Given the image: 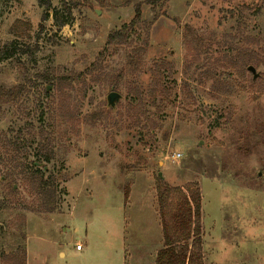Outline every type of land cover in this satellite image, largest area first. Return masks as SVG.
<instances>
[{
  "label": "rangeland",
  "instance_id": "rangeland-1",
  "mask_svg": "<svg viewBox=\"0 0 264 264\" xmlns=\"http://www.w3.org/2000/svg\"><path fill=\"white\" fill-rule=\"evenodd\" d=\"M19 84L0 102V257L26 221L29 264H153L161 180L199 183L204 264H264V0H0V87ZM40 154L51 213L27 178Z\"/></svg>",
  "mask_w": 264,
  "mask_h": 264
},
{
  "label": "trees",
  "instance_id": "trees-1",
  "mask_svg": "<svg viewBox=\"0 0 264 264\" xmlns=\"http://www.w3.org/2000/svg\"><path fill=\"white\" fill-rule=\"evenodd\" d=\"M46 0H40L43 4ZM48 1V0H47ZM50 2H47L48 5ZM48 8V7H47ZM135 18L132 22L141 17L140 7L135 10ZM129 26V25H128ZM117 34L110 33L109 42ZM25 91V85L19 84L6 89L0 87V102L8 103L15 100ZM9 153V152H8ZM51 154L37 156L31 162L27 172V178L35 182V188L42 200L43 211L51 213L57 208L58 196L56 177L52 174L46 176V166L43 161L49 162ZM12 173L6 174L2 181L13 178ZM16 178L12 179L10 186L11 193H17L15 186ZM157 204L163 230L164 246L158 250L156 264H204L202 244V193L199 183L189 182L185 186L171 185L161 181L157 185ZM22 243L3 250V257H0L5 264H26V221L21 225ZM7 229L6 224L0 225V232ZM6 260L7 263L5 262Z\"/></svg>",
  "mask_w": 264,
  "mask_h": 264
},
{
  "label": "crops",
  "instance_id": "crops-1",
  "mask_svg": "<svg viewBox=\"0 0 264 264\" xmlns=\"http://www.w3.org/2000/svg\"><path fill=\"white\" fill-rule=\"evenodd\" d=\"M27 240H28V237H27ZM26 240V264H29V256H30V252H29V246H28V242ZM83 248L81 249H77V250H82ZM134 259H132L131 256H129V258H124V262L123 264H148V259H144L143 256H139V257H133ZM129 259V261H128ZM42 262L43 263H46L47 262V257L44 256L42 257ZM153 264H156V260L154 259V263Z\"/></svg>",
  "mask_w": 264,
  "mask_h": 264
},
{
  "label": "water",
  "instance_id": "water-1",
  "mask_svg": "<svg viewBox=\"0 0 264 264\" xmlns=\"http://www.w3.org/2000/svg\"><path fill=\"white\" fill-rule=\"evenodd\" d=\"M253 73H254V78H256L258 76V73L256 72V69L254 66H249L248 67ZM121 97L120 93L112 90L109 95H108V100L110 104L115 103V101H117L119 98ZM160 176H162V173L160 172Z\"/></svg>",
  "mask_w": 264,
  "mask_h": 264
},
{
  "label": "built area",
  "instance_id": "built-area-1",
  "mask_svg": "<svg viewBox=\"0 0 264 264\" xmlns=\"http://www.w3.org/2000/svg\"><path fill=\"white\" fill-rule=\"evenodd\" d=\"M179 157H181V153H175L174 154V159L179 158ZM76 247H77V249H81L82 248L81 244H77Z\"/></svg>",
  "mask_w": 264,
  "mask_h": 264
}]
</instances>
